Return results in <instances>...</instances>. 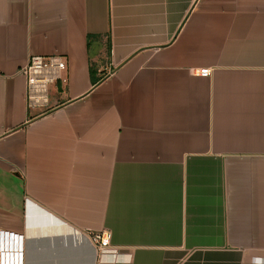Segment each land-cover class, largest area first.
Masks as SVG:
<instances>
[{
	"label": "crops",
	"instance_id": "obj_1",
	"mask_svg": "<svg viewBox=\"0 0 264 264\" xmlns=\"http://www.w3.org/2000/svg\"><path fill=\"white\" fill-rule=\"evenodd\" d=\"M0 232L23 264H264V0H0Z\"/></svg>",
	"mask_w": 264,
	"mask_h": 264
},
{
	"label": "built area",
	"instance_id": "obj_2",
	"mask_svg": "<svg viewBox=\"0 0 264 264\" xmlns=\"http://www.w3.org/2000/svg\"><path fill=\"white\" fill-rule=\"evenodd\" d=\"M68 62L65 56L53 54L49 56H32L29 63L22 69L27 84V103L31 107H45L49 100V89L57 81L67 82L65 73ZM202 73L209 74L207 70ZM90 240L97 253L102 258H109L111 233L101 231L92 233ZM9 241V240H8ZM0 242V264H23L22 241L13 243L9 247Z\"/></svg>",
	"mask_w": 264,
	"mask_h": 264
},
{
	"label": "water",
	"instance_id": "obj_3",
	"mask_svg": "<svg viewBox=\"0 0 264 264\" xmlns=\"http://www.w3.org/2000/svg\"><path fill=\"white\" fill-rule=\"evenodd\" d=\"M1 239L3 240L4 243L6 242V239L8 240L12 239L13 241L18 240L20 242V237L15 236L13 234H9V233H4V232H0V242H1Z\"/></svg>",
	"mask_w": 264,
	"mask_h": 264
}]
</instances>
